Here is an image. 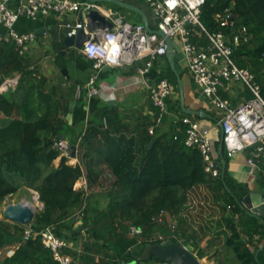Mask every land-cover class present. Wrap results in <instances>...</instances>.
<instances>
[{"label":"trees","instance_id":"obj_1","mask_svg":"<svg viewBox=\"0 0 264 264\" xmlns=\"http://www.w3.org/2000/svg\"><path fill=\"white\" fill-rule=\"evenodd\" d=\"M226 9L236 27L233 31L224 29L226 34L237 37L233 59L237 66L254 74L264 97V0H204L199 20L206 29L217 30L218 17ZM241 26L246 27L245 34L239 31ZM35 70L29 68L24 52L12 38L0 39V84L4 78L20 74L14 89L0 93V117L14 118L0 129V207L20 186L33 189L42 208L35 213L32 228L53 227L57 234L69 239L81 235L71 233L74 216L79 212L87 237L82 238L79 251L64 249L73 258L71 264H155L159 261L147 256L146 244L166 239L180 244L181 238L192 237V233L187 235L189 225L182 208L193 188L213 183L217 199L231 211L224 215L231 232L228 245L242 264L254 263V254L240 239L239 227L251 236L263 233V223L237 202L249 189L227 171L221 178L220 174L212 177L204 170L200 151L184 143L185 124L179 122L174 128L162 130L151 117L141 116L130 129V123H123L116 109L101 105L75 131L66 118L69 104L84 103V96L75 99L76 87L72 83L45 88L46 77L33 76ZM103 118L105 126L101 124ZM150 126L153 133L148 132ZM60 136L70 145L77 144L80 138L88 187L96 185L102 173L97 164L109 167L114 179L107 189L87 193L82 186L75 187L82 175L79 163L70 164L67 157L61 156L54 164L60 154L53 144ZM216 145L215 142V148ZM92 153L97 159L90 162ZM257 181L264 186L263 173H258ZM101 198L106 199L104 206ZM161 210L171 217L172 224L166 216L157 219ZM130 226L141 228V233L131 234ZM22 228L0 219V244L18 242L11 254L0 259V264H59L39 237L23 241Z\"/></svg>","mask_w":264,"mask_h":264},{"label":"crops","instance_id":"obj_2","mask_svg":"<svg viewBox=\"0 0 264 264\" xmlns=\"http://www.w3.org/2000/svg\"><path fill=\"white\" fill-rule=\"evenodd\" d=\"M120 1L134 6L144 16L139 11L113 2L96 3L101 13L104 15L106 12L109 13L105 16L113 25L122 22L141 23L144 25L145 17L147 26L151 30H156L157 19L145 0ZM18 5L19 2L17 0H10L8 2V6L12 8H16ZM78 16L79 12H72L62 16L54 13L37 14L35 18L21 16L14 24V28L18 33H33L35 35L34 40L27 45L24 51L29 68L36 69L33 72V76L37 74L46 77L45 88L49 90L53 85L72 83L76 87L74 93L75 99H78L81 95L84 96V103L74 101L72 111H69L67 114L70 116H66L68 124H71L75 131L80 130L86 124L89 115L101 105L116 109L118 114H120L121 121L123 123H130V129L136 126L135 124L141 116L151 117L152 120L157 122L156 119H158L160 111L151 102L149 86L154 85L158 79L165 77L173 85L174 93L166 99L168 112L164 114V118L163 116L160 118L158 123L160 129L168 130L174 128L177 125L174 122L176 118H188L197 121L201 127L211 128L210 134L213 143L219 144L221 128L217 122L218 112L192 79L177 40H173L175 49L173 65L169 63L164 54L152 60L148 71L143 74L139 72V68L143 66L144 60L135 61L123 66H104L98 75L97 82L100 88L98 95L88 97L86 92L82 91L76 97V90L82 89L92 70L91 60L83 54L82 47L67 46L64 43L68 30L67 24L77 22ZM0 35L2 38L7 39V30L1 23ZM19 78V73H14L12 76L4 78L0 84V93L14 89ZM179 89H181L183 105L186 110L195 111L197 114L187 113L185 110H182ZM29 91L30 88L28 89ZM219 93L234 104L250 97L248 90L240 83L225 84L220 88ZM23 113H25V110H23ZM13 119V117L1 116L0 129L7 127ZM217 145L215 148L216 152ZM75 146L74 156H71L69 147L70 159L68 161L70 164L79 163L82 168V175L75 183V187L80 186V183L83 182L86 185L84 189L87 193L90 190L100 191L107 189L109 183L114 179V175L111 173L109 167L106 164H97L96 168L101 170L102 173L96 185L88 187L87 163L81 157L83 146L80 138ZM247 153V151L239 150L231 157H228L223 147L225 171L235 181L246 184L249 189L248 192L263 193L264 186L260 185L257 181L258 173H263V171L258 169H255L254 172L250 171V166L246 163ZM60 157L59 155L54 160L55 165L58 164ZM217 158L219 159L218 153ZM96 159L97 156L92 153L91 159H89L90 162ZM33 191L36 192L35 190ZM218 201L220 207L223 209V213L221 214L210 213L209 211L211 210L206 209V211L197 215V213L194 214L191 211L192 208L188 202L184 205L182 215L185 216L189 225L187 235L192 233L193 236L187 239L181 238L180 244L191 246L192 253L199 259L201 264H242L235 252L228 245L231 232L225 224L224 215H229L231 211L229 208H225L220 200ZM105 203L106 199L101 198V206H104ZM244 211L248 213L246 210ZM167 219L170 220L171 217L168 216ZM233 219L236 220L235 214ZM256 219L259 223H263V233L255 232L249 236L242 232L240 226V239L246 243L248 250L254 254L253 264H264V218L263 220ZM63 233H66L65 230H63ZM79 237L77 239H69L70 250L79 251L81 249L82 239ZM10 245L12 244H0V251Z\"/></svg>","mask_w":264,"mask_h":264},{"label":"built area","instance_id":"obj_3","mask_svg":"<svg viewBox=\"0 0 264 264\" xmlns=\"http://www.w3.org/2000/svg\"><path fill=\"white\" fill-rule=\"evenodd\" d=\"M9 1L0 0V23L7 30V38H12L20 46L21 53L34 40L35 35L33 33H18L15 30L14 24L19 17L35 18L37 14L49 13L58 16L72 12L87 14L92 9L99 10L98 4L89 0H17L19 5L16 8L8 6ZM145 1L157 19L156 30H160L165 36L178 41L192 79L218 112L217 122L223 133V147L226 155L231 157L239 150L247 151L246 163L250 166V171L254 172L255 169H258L264 173V97L254 74L245 67L237 66L233 59L237 37L224 32V29L231 28L233 31L236 28L231 12L226 9L218 17L219 29L210 31L199 20L204 0L199 4L196 3V0H176L175 6L171 8L168 7L165 0ZM193 4L195 7L192 6ZM125 24L130 25L127 31L123 28ZM67 27L66 35L71 36L76 33L77 29L85 27V22L77 21L67 24ZM74 29L75 31H73ZM239 31L245 34L247 29L245 26H241ZM117 32L121 34L119 64L109 65L102 57L89 56L83 51L89 44L102 48L106 43L107 36ZM0 39H2L1 35ZM166 48L165 40L155 32L146 30L141 23L122 22L114 25L111 23L109 29L92 32L89 40L85 41L82 46L83 54L91 60L92 70L82 89L76 90L75 96H79L82 91L86 92L88 97L98 95L100 90L97 82L98 75L104 66H123L144 60L143 66L139 68V72L143 74L148 71L152 60L165 54ZM230 83H240L248 90L250 97L235 104L222 97L219 93L220 88ZM173 93L174 87L165 77L149 86L151 102L160 111L156 124L168 112L166 99ZM241 115L251 122V126H246L240 120ZM174 122L177 125L179 122L186 125L184 143L189 147H196L200 151L204 161V170L212 177L219 176V170L215 166L217 152L210 134L211 128L201 127L197 121L188 118H176ZM102 125H106L105 118H103ZM148 132L153 133L152 126L148 127ZM233 132L235 136L232 139L244 145L241 149L230 147V136ZM53 146L59 151L60 156L67 157L69 161L70 145L66 140H56ZM81 186L86 187L83 182L78 187ZM163 216L168 217L169 215L166 211L161 210L157 219L161 220ZM74 217L76 223L81 222L79 212ZM167 221L170 224L173 223L171 219H167ZM141 231L139 227L130 226V233L133 235L139 234ZM33 237H39L41 243L51 251L56 262L71 264L72 257L63 252L64 249L69 248V238L57 234L53 227L35 230L31 224L24 225L21 239L25 241Z\"/></svg>","mask_w":264,"mask_h":264},{"label":"water","instance_id":"obj_4","mask_svg":"<svg viewBox=\"0 0 264 264\" xmlns=\"http://www.w3.org/2000/svg\"><path fill=\"white\" fill-rule=\"evenodd\" d=\"M92 2H113L118 5L125 6L129 9H133L139 11L132 5L124 3L120 0H89ZM140 12V11H139ZM141 13V12H140ZM142 16H144L141 13ZM79 22H85V27L76 30V33L71 36L65 35L64 43L67 46H75L81 48L83 43L90 38V34L97 30H104L109 29L111 27V22L107 19V17L101 13L97 9L90 10L87 14L79 13L78 16ZM144 27L149 32H155L160 37H162L165 42L167 43V48L165 51V57L169 61L171 65H173V59L175 55L174 43L173 39L165 36L160 30H151L147 26V22L144 17ZM181 88V87H179ZM180 91V101H181V108L185 110L187 113H194L197 114L195 111L186 110L183 105V96L181 89ZM74 105V101H72L69 105V111H72ZM70 115H67L69 117ZM60 140H64L62 136H60ZM75 148L74 144L70 145L71 156L75 155ZM217 153L219 159L215 160V166L219 170L221 178H223L225 173V160L223 159V133L221 130L219 144L217 145ZM38 200V195L35 197ZM239 206L246 210L252 216L263 220L264 218V192L259 193L255 191H249L246 193L240 200H237ZM42 208V203H40ZM3 215L4 218L12 223L20 224V225H28L31 224L34 216L35 210L33 207L24 201L17 202V203H9L6 204L3 208ZM83 231V223L77 222L71 229V233H80ZM264 245V243H263ZM147 246V256H154L158 259L160 264H201L199 259L192 253L191 246L189 245H182L179 243H175L172 239H166L158 244H146ZM123 264V263H118Z\"/></svg>","mask_w":264,"mask_h":264},{"label":"rangeland","instance_id":"obj_5","mask_svg":"<svg viewBox=\"0 0 264 264\" xmlns=\"http://www.w3.org/2000/svg\"><path fill=\"white\" fill-rule=\"evenodd\" d=\"M37 193L33 191V189L20 186L18 190L11 195H8L1 207H0V219H5L3 215V208L6 204L9 203H17V202H27L29 203L33 209L35 210V213H37L40 209V202L38 200H34ZM217 190L214 187L213 183H209L207 185H200L195 188H193L189 192V200L188 204L191 206V211L193 213H197L199 215L200 213H203L206 211V209L211 210L210 213H216L221 214L223 213V209L220 207L219 201L217 200ZM83 230L81 232L82 239L84 236L87 237V234ZM17 242L12 243V245L5 247L2 251H0V259H2L5 255H9L12 253L13 249L16 247ZM157 264H160L159 262Z\"/></svg>","mask_w":264,"mask_h":264},{"label":"clouds","instance_id":"obj_6","mask_svg":"<svg viewBox=\"0 0 264 264\" xmlns=\"http://www.w3.org/2000/svg\"><path fill=\"white\" fill-rule=\"evenodd\" d=\"M165 2L167 3L169 8L175 6L176 4V0H165ZM196 3L197 4L203 3V0H196ZM192 6L195 7V4H193ZM108 14L109 13L107 12L105 13V15H108ZM129 27H130L129 24L123 25V28L125 31H127ZM73 31H75V29ZM120 39H121V34L117 32L115 34L107 36L106 43L104 44L102 48L97 47L96 45H93V44H89L85 46L83 51H85L89 56L102 57L103 60L107 61L109 65H117L120 63V60H119L120 50H121V44L119 43ZM143 39L144 38L142 37L141 40L143 41ZM145 51H148V49H145ZM240 120L243 121L246 126H251V122L248 121L244 115L240 116ZM234 136H235V133L233 132L230 136V147L241 149L244 145L232 139V137ZM249 143H251V141H249Z\"/></svg>","mask_w":264,"mask_h":264},{"label":"bare ground","instance_id":"obj_7","mask_svg":"<svg viewBox=\"0 0 264 264\" xmlns=\"http://www.w3.org/2000/svg\"><path fill=\"white\" fill-rule=\"evenodd\" d=\"M34 200H36V199H34Z\"/></svg>","mask_w":264,"mask_h":264}]
</instances>
